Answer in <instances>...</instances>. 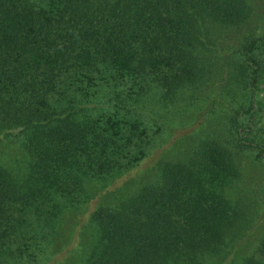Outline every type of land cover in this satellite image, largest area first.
<instances>
[{"label":"trees","instance_id":"trees-1","mask_svg":"<svg viewBox=\"0 0 264 264\" xmlns=\"http://www.w3.org/2000/svg\"><path fill=\"white\" fill-rule=\"evenodd\" d=\"M263 80L264 0H0V264H264Z\"/></svg>","mask_w":264,"mask_h":264},{"label":"rangeland","instance_id":"rangeland-1","mask_svg":"<svg viewBox=\"0 0 264 264\" xmlns=\"http://www.w3.org/2000/svg\"><path fill=\"white\" fill-rule=\"evenodd\" d=\"M214 89L216 91H220L219 85H217L216 88ZM254 101L256 102L255 104L257 110L256 121L259 120L258 127H260V129L264 131V80L263 83L259 85L258 92ZM199 122H201V120L198 117L197 123ZM195 126L196 125L193 124L192 127L183 126L177 128L171 127V129L168 128L167 129L168 133H166V136L162 140H159L157 145L158 147L150 157L149 163L147 164L148 166L151 165L149 169L153 167V164H156L155 162H157L156 159L158 158L160 159V158L169 157V158L177 159L179 156L180 157L182 156L180 154H185L186 152L188 153L189 148L191 149L193 144L197 141L196 137L191 139L190 136L192 135L191 132L195 129ZM240 130H241L240 132H242V129ZM177 140H181L180 143L177 142ZM219 140L222 143H225L224 141H226L227 139L225 135H222L220 136ZM156 154H158L159 157H157ZM247 154L249 153L243 152L238 154V163L243 166L245 173L243 174L242 180L240 181L241 184L238 183V185L234 187V200L235 202L238 201L244 205V211H246L248 208L259 207L260 214L261 216L264 217V205H263L264 204V164H256L253 161V157L248 156ZM145 168L146 166L141 168V170ZM129 182L130 179H128L126 183H122V184L128 185ZM121 185L113 186L114 189L115 188L117 189L112 191L121 189ZM97 199L98 197L95 198V200ZM94 201H92V203L89 205L90 208L93 207L95 203ZM255 212L256 215H258V211L256 210ZM254 219L256 218L254 217ZM259 220L260 219H257L256 221L258 222ZM249 230L250 231L253 230V225H251ZM249 238L252 245L255 244L253 238L252 237ZM239 252L246 253V249L242 248L239 250Z\"/></svg>","mask_w":264,"mask_h":264}]
</instances>
